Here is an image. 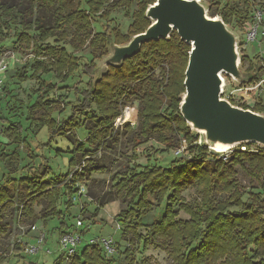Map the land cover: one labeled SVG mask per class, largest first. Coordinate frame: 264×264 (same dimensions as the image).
I'll use <instances>...</instances> for the list:
<instances>
[{
	"label": "trees",
	"instance_id": "1",
	"mask_svg": "<svg viewBox=\"0 0 264 264\" xmlns=\"http://www.w3.org/2000/svg\"><path fill=\"white\" fill-rule=\"evenodd\" d=\"M39 1L53 8L54 22L51 27L39 17L34 21L23 20L21 12L0 2V53L2 41L14 29L13 38L34 54L30 65L32 76L24 69L16 71V78L24 82L29 78L52 74L49 79H39L37 88L32 92L35 103L29 109L28 126L1 118L2 123L7 124L6 138L22 146L29 163L22 164L20 169L9 165V172L3 174L0 210L14 202V196L6 188V185L14 183L18 207L24 214L31 215L32 207L45 198L44 225L47 226V220H57L59 236L72 231L76 220L73 224L67 220V206H71V198L77 193V186L85 172L97 171L96 168L83 167L85 158L92 159L105 140L111 137L113 121L120 115L119 100L122 96L135 95V91L127 85L139 84L140 108L138 127L133 137L135 145L154 139L165 150H175L180 146L178 136L181 135L186 139L187 147L182 156H173L168 160L167 166L152 164L150 158L143 165L133 162L113 180L116 192L129 199L125 209L118 214L122 231H132L142 251L149 246L162 251L169 264H264V148L256 152L235 149L227 161H222L203 142L197 144L200 136L191 132L179 113L190 46L180 41L173 31L167 40L142 44L135 56L124 59L120 66H108L107 72L98 79L94 77L97 68L95 59L107 57L111 44H127L134 35L144 32L150 25L145 10L155 0ZM232 1L246 2L225 0V5L215 15L221 17L227 26L234 21L243 31L247 22L246 12L234 11L228 4ZM133 2L137 6L132 11L133 22L128 33L122 35L109 27L108 17L117 8L129 12ZM97 19L106 21L98 33L93 30ZM69 35L72 37L68 42L71 49L64 46ZM239 53L242 66L243 50ZM163 62L168 67L166 83L165 77L157 80L153 74ZM256 63L244 70L253 74L250 81L255 78ZM81 66L87 74V83L81 87L77 81L68 86L66 83ZM57 89H66L65 95L74 97L69 102L70 113L64 118L65 100L54 94ZM252 110L264 112L258 104ZM56 111L57 118H53ZM77 128L86 132V147L84 142L73 139L67 171L51 178L52 172L43 151L50 148L52 139L57 136L68 138L76 133ZM42 131L48 135L45 141L38 139ZM6 147L0 144V162H20V155ZM36 155L39 162L34 164ZM77 155L80 157L76 159ZM78 162L83 168L71 171ZM237 168L251 184L245 200L242 199L244 188L237 178ZM258 185L259 191L256 188ZM190 187L198 196L193 205L184 203L181 196ZM152 194L157 196L160 205L165 204L163 215L154 219L143 235H137L136 230L144 227L141 216L149 208L148 197ZM221 195L226 199H216ZM180 212L189 219L177 220ZM114 244L113 255L117 253ZM25 246L21 242L12 246L11 264H36L26 262ZM126 246L129 247L128 244ZM113 255L107 256L98 245L86 244L79 254L77 251L71 258V264H114ZM63 258L61 253L54 264H60ZM2 260L3 255H0V263Z\"/></svg>",
	"mask_w": 264,
	"mask_h": 264
},
{
	"label": "rangeland",
	"instance_id": "2",
	"mask_svg": "<svg viewBox=\"0 0 264 264\" xmlns=\"http://www.w3.org/2000/svg\"><path fill=\"white\" fill-rule=\"evenodd\" d=\"M86 1L87 0H83V2ZM245 1L246 5H251L250 9L241 1H232L228 3L234 11L242 10L246 12L245 16L247 22L245 23L243 31L237 27L234 21H231L228 25L232 32L238 37V53L240 50H243L244 58L242 66H240L243 71L249 65L255 64L257 59H259V62L262 61L261 58L264 60V36L260 34V32L264 31V20L263 26L259 30L257 40L246 45L244 41V32L247 29L248 23L251 22L253 10L257 8L264 10V0ZM0 2L7 6L14 7L15 11L21 12L20 14L23 16V20L31 19L34 21L39 17L44 20L46 26L51 27L53 25V8L42 5L39 0H0ZM201 2L207 9V14L209 16H217L215 14L225 5V0H201ZM136 9V3L133 2L129 12H126V10L122 8L113 10L108 17L109 27L118 30L122 35L127 34L133 22L131 16L132 11ZM104 22L106 21L97 19L93 23L94 32H101ZM14 31L15 30L12 29L8 37L1 43L0 62L6 64L7 69L2 72L4 85L0 90V144L6 145L8 150L16 151L20 155L21 160L18 163L9 161L0 162V182L2 181L3 174L9 172L11 166L20 169L22 164L29 163V159H27V155L22 146L6 138L4 132L7 128V124L2 123L1 118L9 119L15 123L19 122L25 127L28 126L30 124V119L28 118L30 116L29 109L31 110L35 103V97L32 92L37 88L39 79H49L52 76V74L40 75V77L29 78L24 82L16 78V71L24 69L27 71L28 75L32 76L30 65L33 63L32 59L34 58V54L31 49L25 48L24 45L13 38ZM71 38V35H69L64 45L70 49L71 47L68 42H71ZM57 42L58 44H63L62 41ZM108 52V54L111 53L110 48ZM77 55L80 56L81 54ZM104 58L105 57L95 59L98 67L101 65ZM89 59H91L90 56ZM259 62L256 63L257 66ZM167 71V63L163 62L155 69L153 74L157 80H162V78L165 77L166 83ZM72 75L73 76H71L70 80L66 83L68 86L78 81L80 82V86L84 87L88 81L87 74L83 72L82 66ZM222 76L227 84L226 91L236 86L232 78L226 75ZM94 77L96 78V74ZM4 87L6 88L5 90ZM127 87L133 89L135 95L121 97L118 102L120 115L113 121L111 137L105 140L92 159L89 157L85 158L83 167L88 169L96 168L97 171L85 172L82 182L79 183V185L84 187V194L75 202L71 201V206H67V220L71 224L78 218L83 220V226L77 228V231L81 234V242L77 249L78 254L90 239L111 237L116 243L117 248V253L111 256L114 260V264H169L167 256L155 247L149 246L146 251H142V247L137 241L134 233L128 230L123 232V226L118 221V214L121 210L125 209L129 199L116 192L113 187V180L121 176L127 167L132 166L133 162L143 165L146 164V160L150 158V163L152 164L167 166V161L174 156V150H165V147L154 139H149L139 145H135L133 137L138 127L137 114L140 108L138 99L140 96V86L139 84H129ZM66 93V89H57L54 93L56 96H62L65 100L64 105L66 111L62 118L70 113L71 106L69 102L74 98L71 95H65ZM57 114L58 112L56 111L53 114V118H57ZM126 125H128V128ZM32 130L35 131V128L33 127ZM86 136V132L83 129L79 130L77 128L76 133L74 135L70 134L68 138L57 136L51 140L50 148H46L43 151V154L48 159L47 162L52 172L50 175L51 178L67 171L68 161L71 157L69 150L72 148L73 139H78L79 142L83 143ZM178 137V145H183L186 148V139L181 135ZM197 137H199L198 141L201 140L204 143L201 134H197ZM38 139L45 141L48 139V135L42 131L39 133ZM84 146L86 147L85 142ZM255 147H257L256 144L252 143L249 145L250 149H255ZM36 156L37 158H35L34 164L39 162V157L38 155ZM79 157L80 155H77L76 159ZM81 162H78L79 164L71 168V171L79 167L81 168ZM12 178L16 179V176ZM237 178L244 188L242 191V199L245 200L247 198V192L251 188V184L249 183V179L239 168H237ZM15 187L14 183L6 185V188L12 193V196H14V202L4 205L0 210V255H3V260L0 264L12 263L11 249L16 242H21L23 244L28 243L30 246L35 245L34 237L39 231L45 235L42 248L35 254L27 255L26 262L54 264L55 259L61 255L58 244V221L47 220V226L44 225L45 222L42 214L46 206L45 198L40 199L39 203L32 207L31 215L24 214L23 210L18 207L19 201L16 197L17 192ZM256 188L259 191V185L256 186ZM181 196L183 202L187 205H193L198 200L195 189L191 187L187 188ZM216 199L223 201L226 199V196H217ZM148 202L150 204L149 208L141 216L144 227L136 230L137 235H143L145 229L148 228L152 221L163 215L165 204L162 203L160 205L155 194L148 197ZM188 219L189 217L183 212H180L177 217V220ZM118 223L121 227H118ZM127 244L129 247L126 246ZM126 247H128V250ZM47 250L49 253H47ZM60 264H71V259L63 258Z\"/></svg>",
	"mask_w": 264,
	"mask_h": 264
},
{
	"label": "water",
	"instance_id": "3",
	"mask_svg": "<svg viewBox=\"0 0 264 264\" xmlns=\"http://www.w3.org/2000/svg\"><path fill=\"white\" fill-rule=\"evenodd\" d=\"M150 25L127 44H111V53L95 70L96 78L108 66H120L135 56L142 44L167 40L175 31L190 46L184 72V93L179 113L191 132L203 136L204 145L234 147L240 143L264 148V114L254 113L220 99L221 75L235 83L249 82L253 74L241 69L238 37L219 16H209L201 0H155L145 10Z\"/></svg>",
	"mask_w": 264,
	"mask_h": 264
},
{
	"label": "built area",
	"instance_id": "4",
	"mask_svg": "<svg viewBox=\"0 0 264 264\" xmlns=\"http://www.w3.org/2000/svg\"><path fill=\"white\" fill-rule=\"evenodd\" d=\"M264 20V11L262 9H255L253 10V14L251 17V22L248 23L247 29L244 32V41L245 45L254 42L257 40V36L259 35V30L263 26ZM262 36H264V31L260 32ZM261 62L258 64V68L255 70V78L252 81L247 83H240L233 86L232 89L226 91V81L223 82L221 87L220 99L227 100L232 105L245 109V110H252L255 104L260 105L264 108V60L261 58ZM240 65V63H239ZM7 66L3 62H0V90L3 85V75L2 72L6 71ZM234 82V81H233ZM255 103V104H254ZM258 113V112H254ZM258 114H264L258 113ZM202 141L199 140L197 144H201ZM251 144V143H250ZM248 143H240L230 149L226 150L225 152H215L211 148L208 150L214 153L217 159L222 161H227L235 149H239L242 152L251 151L256 152L257 150H261L263 148L257 146L255 149H250ZM185 146L180 145L178 148L174 150V156H182L184 154ZM81 168H76L75 170H80ZM74 170V171H75ZM77 193L71 198V201L75 202L80 198L81 195L84 194V187L81 185L77 186ZM75 228L70 231L61 234L58 237V244L61 250V253L65 259L73 258L78 249V245L81 242V234L77 231V228H81L83 226V220L81 218L76 219L75 221ZM119 227V225H118ZM35 245L30 246L28 243L25 246V253L27 255L35 254L39 250H41L42 245L45 240V235L39 231L36 236L34 237ZM89 245H98L100 246L107 256L113 255L115 253V244L114 240L111 237H100V238H93L87 241ZM47 253L49 251L47 250Z\"/></svg>",
	"mask_w": 264,
	"mask_h": 264
},
{
	"label": "bare ground",
	"instance_id": "5",
	"mask_svg": "<svg viewBox=\"0 0 264 264\" xmlns=\"http://www.w3.org/2000/svg\"><path fill=\"white\" fill-rule=\"evenodd\" d=\"M221 79H222V82H224V78L223 76L221 75ZM231 147L230 146H226V145H222V144H216L214 147H212L211 149L215 152H225L226 150L230 149ZM221 150V151H220Z\"/></svg>",
	"mask_w": 264,
	"mask_h": 264
}]
</instances>
